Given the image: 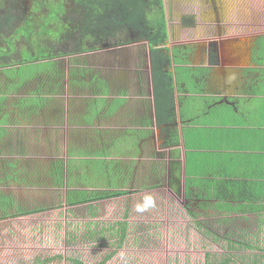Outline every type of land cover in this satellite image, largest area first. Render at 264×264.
Listing matches in <instances>:
<instances>
[{
  "label": "flooded vegetation",
  "instance_id": "af4514ba",
  "mask_svg": "<svg viewBox=\"0 0 264 264\" xmlns=\"http://www.w3.org/2000/svg\"><path fill=\"white\" fill-rule=\"evenodd\" d=\"M14 1L0 0V157L1 167H7L0 181L12 184L21 179L22 163L32 164V168L46 164L50 183L53 175L54 186L68 187L66 204L70 192L89 188L80 177L86 168H96L95 163H85L88 158H110L112 169L108 171L121 185H116L115 190H123L126 182L131 189H142L145 184H157L159 178L166 179L165 184H174L176 178L171 180V175L176 173V120L171 117L164 121L163 111H158L156 105L154 64L160 67L165 52L169 59L163 69L175 73L178 92L181 85L205 89V77L222 62L219 45L224 38L239 40L242 51L250 58L241 93L253 95L259 79L262 64L257 59L264 49V0H160L148 10L162 14L164 41L154 21H142L136 27L129 17H118L127 13L129 0L118 6L116 0H111L115 6L106 10L108 21L99 17L100 23L90 39L84 33L86 5L81 0H71L72 8L81 15L78 33L66 38L73 42L70 50L59 51L53 45L64 41L68 34L67 14L72 2L33 0L30 10L15 25V16L5 11ZM58 3L61 15L56 20L58 23L61 17V32L56 29L45 37L51 24L42 20L55 7L58 10ZM229 7L235 9L229 12ZM234 25L240 31L227 34L225 29ZM149 34L154 48L164 50L162 54L153 51ZM40 42L50 54L41 53L32 62L50 60L52 67L31 76L27 72L20 82L4 72L26 64L20 49L32 53ZM196 54L201 55V64L192 62ZM216 94L218 99H226L222 90ZM166 158L169 163L164 162ZM26 178L21 183H26ZM93 184L99 186L93 190L105 186ZM1 189L3 210L21 205L20 196L16 198Z\"/></svg>",
  "mask_w": 264,
  "mask_h": 264
},
{
  "label": "rangeland",
  "instance_id": "374dc122",
  "mask_svg": "<svg viewBox=\"0 0 264 264\" xmlns=\"http://www.w3.org/2000/svg\"><path fill=\"white\" fill-rule=\"evenodd\" d=\"M32 1L15 0L8 4L5 11L15 16V25L26 15L27 9L30 10ZM261 5L264 7V3ZM73 6L72 2L67 14L68 34L64 41L53 45L56 51L70 50L73 42L70 43L66 38L78 33L76 28L81 15L76 13ZM60 9L58 3L59 11L55 7L42 20L45 24H51L45 37L56 32V29L61 32L58 28L61 17L58 23L56 20L61 15ZM46 49L42 42L33 48L32 53L21 48L20 51H24L21 56L26 64L4 72L20 82L27 72L31 76L36 71L52 67L50 60L32 62L41 53L50 54V50ZM227 107L233 120H225L221 115L211 117L203 114L196 123H244L256 116ZM105 159L110 160L108 157ZM166 160L164 162L169 163ZM1 162L0 157V179H3L7 167H1ZM98 162L92 158L85 160V163L90 164ZM31 165L22 163L19 167L21 179L16 182L9 184L0 181L3 193L11 192L16 198L20 196L25 204L20 202L21 205L5 210L3 206L0 207V245L9 244L15 249L9 252V255L12 254L9 264H77V261L82 264H205L206 260L220 261L225 256L232 259L230 264H264L261 255H256L254 247H264V233L244 229L242 221L224 220L220 212L206 213L204 208L194 204L196 200L193 203L192 200L183 202L180 199L183 195L182 175L179 176L178 194L176 180L174 184L168 185L165 184L166 179L159 178L157 184H145L142 189H136L138 186L131 189L126 182L121 187L126 190L123 195L70 205L66 204L68 187L54 186L53 175L50 183L48 166L44 164L32 168ZM24 176L28 177L23 184ZM80 177L89 187L85 190L99 187L90 184L100 183L95 171L86 168ZM172 178H176V173L171 175ZM117 186L110 189L115 190L121 185ZM148 186L149 189H146ZM100 187L99 191L106 190L105 186ZM145 194H152L156 198L157 207L137 214L134 205ZM252 223L250 220L245 225L251 227ZM240 227L243 228L242 232L239 231Z\"/></svg>",
  "mask_w": 264,
  "mask_h": 264
},
{
  "label": "crops",
  "instance_id": "0c3cea01",
  "mask_svg": "<svg viewBox=\"0 0 264 264\" xmlns=\"http://www.w3.org/2000/svg\"><path fill=\"white\" fill-rule=\"evenodd\" d=\"M234 9L229 7L228 11ZM232 27L225 29L227 34L240 31L237 25ZM219 46L222 62L205 77V89L194 90L181 85L178 92L175 73L172 74L173 118L180 140L176 150L174 148L176 193L180 190L178 183L182 175L183 195L180 199L183 202L192 200L193 203L196 200L194 204L204 208L206 213L220 212L224 220L242 221L244 229L264 233V49L260 52V59H257L262 65L258 82L252 89L254 93L243 95L240 88L244 72L250 66L249 55L242 51L239 40L224 38ZM202 60L201 55L196 54L192 62L198 65ZM219 90L226 94V99H218L216 93ZM227 106L256 116L244 123H196L203 114L211 117L221 115L225 120H233ZM200 127L203 129L198 130ZM187 162L193 181L190 197H186ZM177 164L180 165L179 169ZM250 220L253 222L251 227L245 225ZM241 229L239 231L242 232ZM13 247L0 245V264L10 263L12 254L9 255V252L15 250ZM254 247L256 255L260 254L264 262V247ZM225 258L230 259V264L232 259Z\"/></svg>",
  "mask_w": 264,
  "mask_h": 264
},
{
  "label": "trees",
  "instance_id": "16d2710c",
  "mask_svg": "<svg viewBox=\"0 0 264 264\" xmlns=\"http://www.w3.org/2000/svg\"><path fill=\"white\" fill-rule=\"evenodd\" d=\"M86 6V9L88 10V13H86V24L84 33L87 37L90 39L93 37L92 31L95 32V27L98 26L100 22H98V18L102 17L108 21V12L106 11L110 6H115L114 3L111 2V0H81ZM98 1H100L101 5L98 4ZM131 2L130 8L127 10V13L125 14H118V17H129L131 20V23H134L136 27H139L141 22L144 21L145 23L151 24L153 21L157 25V33L161 34V38L164 41L166 37V31L165 28L161 25L163 24V18L162 14L160 13H151L148 10V7L151 4L154 3H161L160 0H152L149 3H146L144 0H129ZM122 3L125 5L126 0H116L117 6L119 3ZM118 10V8H117ZM119 13V10H118ZM120 17V18H121ZM148 38L151 41V47L154 52H162L164 51L162 48H154V43L152 42L150 38V34ZM160 40V41H162ZM169 59V55L167 52L162 54V60H160L159 64L160 67H157L156 64H154V74L156 76L155 83H156V105L158 111H163L164 114L163 120H169L171 117H174L175 115V104L173 100V92H174V79L172 76V73H166L164 71V65L167 60ZM174 144L179 145V134L178 130L176 129L175 134V142ZM186 146H188L186 142ZM103 155V153H102ZM98 163L95 164V173L97 174L98 180L100 181L101 185H109L116 186L117 183H115L111 172L109 173L108 169L112 166V161L107 159H98ZM188 161V160H187ZM178 169L180 168V165L177 164ZM104 173V174H103ZM191 170L190 165L186 164V197L191 196V187L193 185V181L191 179ZM90 184H93V182H90ZM126 191L124 190H81L77 191L74 190L70 192L69 195V204L75 205L80 203H85L89 201H94L98 199H107L112 198L115 196L123 195ZM125 229V228H123ZM125 231V230H124ZM124 237V234H123ZM230 261L229 258H224L220 261H208L206 260V264H228ZM77 264H82V262H78Z\"/></svg>",
  "mask_w": 264,
  "mask_h": 264
},
{
  "label": "clouds",
  "instance_id": "9594fccd",
  "mask_svg": "<svg viewBox=\"0 0 264 264\" xmlns=\"http://www.w3.org/2000/svg\"><path fill=\"white\" fill-rule=\"evenodd\" d=\"M156 207V198L152 194H145L139 202L135 203L134 211L137 214H144L155 209Z\"/></svg>",
  "mask_w": 264,
  "mask_h": 264
}]
</instances>
